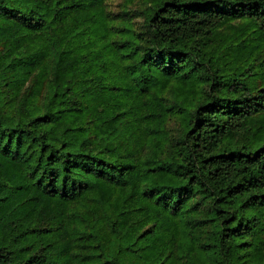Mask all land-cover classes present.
Returning a JSON list of instances; mask_svg holds the SVG:
<instances>
[{"label":"trees","instance_id":"trees-1","mask_svg":"<svg viewBox=\"0 0 264 264\" xmlns=\"http://www.w3.org/2000/svg\"><path fill=\"white\" fill-rule=\"evenodd\" d=\"M0 264H264V0H0Z\"/></svg>","mask_w":264,"mask_h":264},{"label":"rangeland","instance_id":"rangeland-1","mask_svg":"<svg viewBox=\"0 0 264 264\" xmlns=\"http://www.w3.org/2000/svg\"><path fill=\"white\" fill-rule=\"evenodd\" d=\"M111 10L118 11L122 6V0H108Z\"/></svg>","mask_w":264,"mask_h":264}]
</instances>
